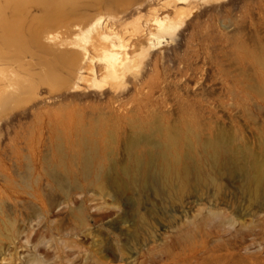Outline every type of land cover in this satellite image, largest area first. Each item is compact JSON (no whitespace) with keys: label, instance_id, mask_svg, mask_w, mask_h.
<instances>
[{"label":"rangeland","instance_id":"rangeland-1","mask_svg":"<svg viewBox=\"0 0 264 264\" xmlns=\"http://www.w3.org/2000/svg\"><path fill=\"white\" fill-rule=\"evenodd\" d=\"M76 4L60 29L74 35L11 51L0 39V264H264V191L241 170L264 134V0ZM42 10H28L27 35ZM79 125L104 128L107 196L79 164L69 180L52 173ZM134 125L180 131L204 179L176 194L156 164L114 199ZM219 139L215 165L203 147Z\"/></svg>","mask_w":264,"mask_h":264},{"label":"bare ground","instance_id":"bare-ground-1","mask_svg":"<svg viewBox=\"0 0 264 264\" xmlns=\"http://www.w3.org/2000/svg\"><path fill=\"white\" fill-rule=\"evenodd\" d=\"M78 1L0 0V39L4 45L10 46L11 51L12 44L21 43L22 40H25L24 42L26 43L28 39H31L40 44L46 38L49 40H54L56 37L63 38L61 36L64 35L60 34L66 33V35H74L75 31H65L64 26L66 24L68 25V23L69 25L75 24L71 17L74 16L76 18L78 16L76 15L78 12L76 9L78 3L76 4V2ZM109 1L118 3L124 0ZM33 7H42L44 10L43 15L46 13V17H43L47 20L41 23L43 18H40L42 21L39 20L40 23L37 28L35 30L28 28L27 31H30V34L27 35L24 32L27 29H25L24 20L30 18L27 16L28 10ZM67 7H70V11L65 9ZM61 26L64 28L63 30H60ZM54 30L58 34L53 33ZM48 39L47 41H49ZM60 55L66 56L64 52ZM262 67L264 69V61L262 62ZM260 94L264 98V87L260 88ZM75 134L77 140L74 143L66 142L63 139L59 142L57 141L58 143L55 148L57 162L52 167V173L57 174L58 172L65 179L69 180L75 177L73 166L79 164L80 176L84 181L89 186L99 189L102 195H109L104 184V180L109 179L105 169L109 147L106 144L107 139L103 126H99L98 128H84L82 125H79L75 127ZM127 142L126 150L130 160V167L124 166L119 168L120 175L124 178L115 181V183L113 182V188L116 192L114 199L121 197L125 189L132 186L139 187L140 184L144 183L151 170L154 167L157 168L156 164L159 167L158 175L167 186L170 187V184L175 182L176 185L173 186V189L176 194H178V191L182 192L187 188L193 174L196 175L198 181L204 179L199 160L191 155L193 153L191 144L187 143L181 132L174 128L153 125L141 127L134 125L133 135ZM203 149L211 157V161L215 165H217L219 155L221 153L226 154V144L220 139L205 142ZM229 153H231L233 161H238L239 154L236 151H230ZM251 159L252 162L249 169L243 167L244 169L242 168L241 170L246 175L249 184L258 193L264 191V134H262L259 155ZM49 166L51 167V165ZM52 173L51 175H53ZM26 184H28V181ZM60 186L63 187L64 184H60ZM77 188L75 186L74 190H77ZM78 214L83 216L81 211H78Z\"/></svg>","mask_w":264,"mask_h":264}]
</instances>
